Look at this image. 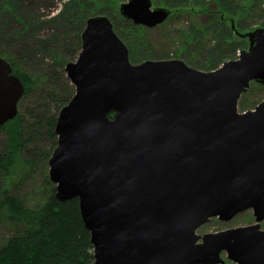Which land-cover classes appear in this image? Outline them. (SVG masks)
Instances as JSON below:
<instances>
[{
	"label": "water",
	"instance_id": "water-1",
	"mask_svg": "<svg viewBox=\"0 0 264 264\" xmlns=\"http://www.w3.org/2000/svg\"><path fill=\"white\" fill-rule=\"evenodd\" d=\"M121 14L149 28L172 13L128 0ZM236 60L204 71L181 59L133 63L111 19L88 18L75 86L55 127L49 175L61 201L77 198L92 264H264V101L239 111L264 85V28ZM25 86L0 55V127L15 119ZM114 114L112 118L111 114ZM252 209L256 222L197 234L211 218Z\"/></svg>",
	"mask_w": 264,
	"mask_h": 264
},
{
	"label": "rangeland",
	"instance_id": "rangeland-1",
	"mask_svg": "<svg viewBox=\"0 0 264 264\" xmlns=\"http://www.w3.org/2000/svg\"><path fill=\"white\" fill-rule=\"evenodd\" d=\"M127 1L116 0L112 5L102 6L104 10L96 11L94 16L111 19L114 28L122 32L130 56L140 60L133 61L135 64L145 60L181 59L194 68L211 71L226 61L238 59L241 52L249 48V40L235 32L233 23L241 33L264 28V0H152L153 9L165 7L172 13L162 24L152 28L129 20L133 27L139 26V30L123 20L128 19L121 14L120 5ZM69 2L73 0H0V50L22 56L20 68L34 80L31 91L19 105L27 127H32L35 122L27 114L28 109L47 106L52 114L57 112L59 115L64 106L60 108L54 98L69 93L68 83L75 89L67 77L66 66L79 57L87 21L84 25L76 20L78 9L73 5L67 9ZM79 4L84 5L82 9L89 15L91 7L97 5L95 0H82ZM234 35L237 39H233ZM232 40H236L235 43ZM25 49L28 53L23 55ZM54 74H61V80H54ZM63 82L65 86L59 85ZM263 101L264 85L252 82L239 100V111L253 110ZM6 142L7 132L0 131V151ZM57 144L49 138L35 142L31 146L32 154L37 156L34 173L26 181L17 176L10 187V192L30 207L46 199L47 181H51L49 160ZM43 153L50 155L47 157ZM0 187H5L4 178H0ZM255 222L253 210L249 209L230 221L213 217L198 229L197 234L217 233ZM261 226L264 229V221ZM12 235V228L0 221V246ZM222 258L224 264H234L226 253Z\"/></svg>",
	"mask_w": 264,
	"mask_h": 264
},
{
	"label": "trees",
	"instance_id": "trees-1",
	"mask_svg": "<svg viewBox=\"0 0 264 264\" xmlns=\"http://www.w3.org/2000/svg\"><path fill=\"white\" fill-rule=\"evenodd\" d=\"M81 1L73 0L66 5V8L69 9L71 5L76 6L78 10L75 12V18L85 25L90 16L96 15V11L104 10L105 6L112 5L116 0H95L97 5L90 6L92 8L90 15L82 9L84 5L79 4ZM123 20L131 28L133 27L132 22ZM138 27L133 28L139 30ZM115 31L124 40L122 32L116 27ZM236 35L233 39H237ZM235 41L232 40V43ZM232 45L234 44H230ZM23 53H28L27 49ZM0 55L11 62L13 73L23 82L25 97L31 91L34 80L20 68L22 56L6 54L1 50ZM130 59L131 62L140 61L133 55ZM60 75L54 74L52 78L60 81ZM67 83L68 81H65V84ZM61 84L65 86L64 82L59 85ZM68 86L70 89L66 96L54 98L60 108L65 106L75 94L72 85L68 83ZM48 109L47 106H43L41 109L27 110V114L35 120L32 127L26 126L20 109L15 119L0 127V131L7 132L6 146L4 145L3 150L0 151V178H4L5 181V187H0V221L13 230V235L0 246V264H92L94 261L91 234L83 222L77 198L59 200L56 197V186L49 179L45 201L34 207L26 205L19 196L10 192V187L17 176L26 181L36 169L37 156L32 154L31 146L45 138L57 144L55 127L58 114L57 112L52 114ZM113 115L112 113L110 117L112 118ZM44 154L47 156V153Z\"/></svg>",
	"mask_w": 264,
	"mask_h": 264
}]
</instances>
